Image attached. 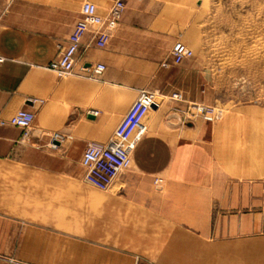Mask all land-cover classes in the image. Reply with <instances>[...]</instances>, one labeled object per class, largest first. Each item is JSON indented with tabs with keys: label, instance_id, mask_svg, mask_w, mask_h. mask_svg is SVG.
Wrapping results in <instances>:
<instances>
[{
	"label": "crops",
	"instance_id": "0c3cea01",
	"mask_svg": "<svg viewBox=\"0 0 264 264\" xmlns=\"http://www.w3.org/2000/svg\"><path fill=\"white\" fill-rule=\"evenodd\" d=\"M84 1L95 3L101 14L111 5L110 0H0V118L20 108L34 113L26 135L17 126L0 125V255L7 253L5 241L18 237L11 234V225L13 232L24 229L28 215L41 222L43 176L53 184L59 176H76L89 142L137 138L131 152L133 170L124 175L127 181L132 174L190 178L198 173L199 117L188 113L193 118H187V104L201 94L202 69L195 57L174 63L171 48L177 40L189 47L195 42L192 20L200 0H123L116 28L110 34L86 31L73 71L58 77L48 64L73 39ZM97 63L105 67L94 76ZM172 92L180 99L169 98ZM125 185L128 190L148 189ZM76 197L82 201V216L88 215L84 205L89 196ZM139 201L132 200L136 208L143 206ZM128 207L115 198L104 209ZM225 251L233 254L232 248ZM217 252L182 244L159 253L167 257H152L159 261L142 263L136 257L134 264H202L187 255Z\"/></svg>",
	"mask_w": 264,
	"mask_h": 264
},
{
	"label": "rangeland",
	"instance_id": "374dc122",
	"mask_svg": "<svg viewBox=\"0 0 264 264\" xmlns=\"http://www.w3.org/2000/svg\"><path fill=\"white\" fill-rule=\"evenodd\" d=\"M192 26L195 42L183 43L201 65L202 89L187 104V118L199 117L200 174H132L127 181L131 161L107 192L82 179V166L54 184L43 176L41 222L28 215L24 229L13 232L11 225L18 237L5 241L0 264H134L136 257L150 263L182 244L218 248L214 255H187L202 264H264V0H200ZM196 105L207 110L198 113ZM117 139L134 146L137 138ZM127 182L148 189L128 190ZM76 193L89 196L88 215ZM115 198L130 207L104 209ZM137 198L143 206L136 208Z\"/></svg>",
	"mask_w": 264,
	"mask_h": 264
},
{
	"label": "built area",
	"instance_id": "2783aa9c",
	"mask_svg": "<svg viewBox=\"0 0 264 264\" xmlns=\"http://www.w3.org/2000/svg\"><path fill=\"white\" fill-rule=\"evenodd\" d=\"M111 5L104 14H101L97 5L91 1H84L80 7V18L75 23L73 39L59 48L55 57L50 60L48 67L58 77L69 75L76 64V55L81 36L90 28L106 34H110L117 26L125 8L123 0H110ZM171 55L175 63L183 58L190 57L192 50L183 42L176 41L171 48ZM4 60L0 56V62ZM166 65V64H163ZM105 65L97 63L92 68V75L102 72ZM154 94H150L152 98ZM177 98L176 93L172 94ZM207 110L204 105H196L195 111L200 113ZM34 119V113L26 108H20L9 118H0V125H14L23 130L26 135ZM132 145L120 142L118 139H110L108 142H89L85 146L80 164L83 168L82 179L100 191H109L115 180L131 165ZM156 178L155 181H160Z\"/></svg>",
	"mask_w": 264,
	"mask_h": 264
}]
</instances>
